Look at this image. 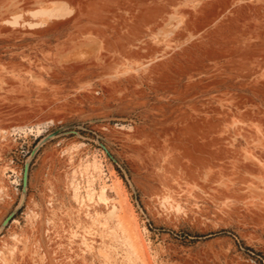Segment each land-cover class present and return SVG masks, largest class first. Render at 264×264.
Here are the masks:
<instances>
[{"label":"rangeland","instance_id":"1","mask_svg":"<svg viewBox=\"0 0 264 264\" xmlns=\"http://www.w3.org/2000/svg\"><path fill=\"white\" fill-rule=\"evenodd\" d=\"M0 264H264V0H0Z\"/></svg>","mask_w":264,"mask_h":264},{"label":"water","instance_id":"2","mask_svg":"<svg viewBox=\"0 0 264 264\" xmlns=\"http://www.w3.org/2000/svg\"><path fill=\"white\" fill-rule=\"evenodd\" d=\"M29 178V162L26 163L25 173H24V189H26L28 185Z\"/></svg>","mask_w":264,"mask_h":264}]
</instances>
